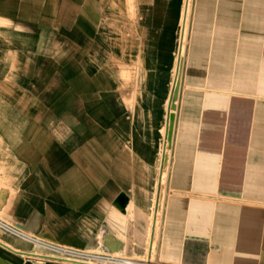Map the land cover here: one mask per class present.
Segmentation results:
<instances>
[{"label": "crops", "instance_id": "obj_1", "mask_svg": "<svg viewBox=\"0 0 264 264\" xmlns=\"http://www.w3.org/2000/svg\"><path fill=\"white\" fill-rule=\"evenodd\" d=\"M145 242L162 264H264V0H0V264Z\"/></svg>", "mask_w": 264, "mask_h": 264}, {"label": "bare ground", "instance_id": "obj_2", "mask_svg": "<svg viewBox=\"0 0 264 264\" xmlns=\"http://www.w3.org/2000/svg\"><path fill=\"white\" fill-rule=\"evenodd\" d=\"M187 19H188V5H186V11H185V14H184V21H183L180 45H179V49H178L177 62H176V66H175V70H174V77H173L172 86H171L172 88H171V91H170L168 102L166 104V111H165L166 113H165V116H164V124H165V126L163 124V128L161 129V133H162V137H164L163 138L164 141L162 143L163 146H162V144L160 146V153H161V161H159L160 162V165H159L160 166V170H162V168L164 167V165L166 163V158H167L166 153L168 152L167 148L170 146L171 137H172V128H173V123H174V110H175V107H176V99H177V96H178L180 70H181V57H182L183 49H184V40H185L186 21H187ZM159 188L160 187H158V191H157L156 207L158 205V197H159V191H160ZM115 202L119 203L121 206H124L125 198L123 197L122 194H120L115 199ZM154 226H155V224H154ZM153 230L154 229L152 227V230H150V231H152V233H153ZM148 238H150V237H148ZM151 241H152V239H151ZM150 246H151V242H150ZM150 254H152V253H150ZM62 259H65V258H62ZM127 263L131 264V262H129V261ZM148 263H150V260H143L142 263H137V264H148ZM86 264H90V263H86Z\"/></svg>", "mask_w": 264, "mask_h": 264}, {"label": "rangeland", "instance_id": "obj_3", "mask_svg": "<svg viewBox=\"0 0 264 264\" xmlns=\"http://www.w3.org/2000/svg\"><path fill=\"white\" fill-rule=\"evenodd\" d=\"M186 34H187V21H186ZM185 40H184V44H185ZM157 177H158V169H156V173L154 175L150 176L151 183H150V194H149V205H150L149 214H150L151 209H152L154 193H155V190L157 189ZM165 180H166V173H165V176H164V180H163V182L161 184L162 200H163V197H164V194H165ZM160 216H161V210H160ZM147 219L149 221V215H148ZM148 233L149 232L147 231L146 238L148 236ZM145 249H146V242H145V246H144L142 255H140V256H129L125 252L126 249L123 248L120 245L98 246L96 248H93L92 253H91L92 257L89 258L88 260H86V262L90 263V264H103V263L104 264H128L127 263L128 261L131 262V264L142 263V262H139V261L140 260H145V258H146ZM46 254L53 255V256H59L61 258L69 259L68 256L61 255V254H58V253H54V252H51V251H48V250H46ZM62 254H64V253H62ZM148 264H162L155 257V248H154V252H153L152 256L150 257V263H148Z\"/></svg>", "mask_w": 264, "mask_h": 264}]
</instances>
